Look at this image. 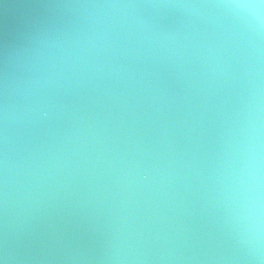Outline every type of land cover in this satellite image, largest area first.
Masks as SVG:
<instances>
[{
    "label": "water",
    "instance_id": "95a60500",
    "mask_svg": "<svg viewBox=\"0 0 264 264\" xmlns=\"http://www.w3.org/2000/svg\"><path fill=\"white\" fill-rule=\"evenodd\" d=\"M219 2L0 0L6 264H248L218 177L264 42L250 57L226 10L178 6ZM94 31L110 43L86 51Z\"/></svg>",
    "mask_w": 264,
    "mask_h": 264
},
{
    "label": "clouds",
    "instance_id": "9594fccd",
    "mask_svg": "<svg viewBox=\"0 0 264 264\" xmlns=\"http://www.w3.org/2000/svg\"><path fill=\"white\" fill-rule=\"evenodd\" d=\"M163 6V5H153ZM183 8H220L241 21L249 34V45L253 54H258L264 42V0H221L214 4H185ZM92 7L135 8V4L93 5ZM110 43L106 32H93L84 38L82 48H103ZM91 47H88V46ZM258 65L251 64L248 69L249 95L242 103L235 127L230 134L227 153L218 182L220 197L224 203L228 222L234 239L245 254L248 264H264V95L254 71ZM30 112H38L39 118H47L46 106L38 104ZM5 127L10 120V108L2 109ZM7 137L5 136V142ZM7 161L5 160V173ZM146 179V177H141ZM7 177L5 176V181ZM6 264V259H0Z\"/></svg>",
    "mask_w": 264,
    "mask_h": 264
}]
</instances>
